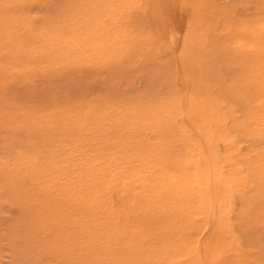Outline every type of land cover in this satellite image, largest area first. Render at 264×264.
I'll use <instances>...</instances> for the list:
<instances>
[{"label": "rangeland", "instance_id": "rangeland-1", "mask_svg": "<svg viewBox=\"0 0 264 264\" xmlns=\"http://www.w3.org/2000/svg\"><path fill=\"white\" fill-rule=\"evenodd\" d=\"M0 264H264V0H0Z\"/></svg>", "mask_w": 264, "mask_h": 264}, {"label": "bare ground", "instance_id": "bare-ground-1", "mask_svg": "<svg viewBox=\"0 0 264 264\" xmlns=\"http://www.w3.org/2000/svg\"><path fill=\"white\" fill-rule=\"evenodd\" d=\"M223 54V53H222ZM258 78V77H257ZM253 97V96H252Z\"/></svg>", "mask_w": 264, "mask_h": 264}]
</instances>
